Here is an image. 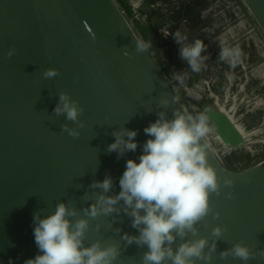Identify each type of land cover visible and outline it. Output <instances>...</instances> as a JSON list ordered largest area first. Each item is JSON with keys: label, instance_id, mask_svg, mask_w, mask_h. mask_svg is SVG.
<instances>
[{"label": "water", "instance_id": "water-1", "mask_svg": "<svg viewBox=\"0 0 264 264\" xmlns=\"http://www.w3.org/2000/svg\"><path fill=\"white\" fill-rule=\"evenodd\" d=\"M243 2L264 33V0ZM139 9L151 12L146 2ZM157 20L151 16L154 28ZM140 43L115 0H0V264H24L38 253L33 215L43 218L59 203L76 210L74 219L88 220L86 247L97 241L115 245L114 264H142L148 249L128 243L126 235L139 231L122 200L110 214H85L100 195H118L126 161H138L149 138L144 128L159 113L168 120L177 113L189 116L147 50L137 51ZM48 68L59 74L44 78ZM61 92L83 108L78 122L54 113ZM209 109L222 142L240 145L242 136L230 118ZM65 125L79 136H70ZM121 129L138 132V148L118 158L107 149ZM206 159L217 174L219 194H210V210L194 225L195 235L176 236L173 250L205 238L204 254L211 259L193 258L195 264H245L231 254L221 257L242 243L254 256L246 264H264V159L232 171L208 145ZM106 176L113 186L103 193L93 184ZM216 227L224 229L219 238L212 234Z\"/></svg>", "mask_w": 264, "mask_h": 264}, {"label": "clouds", "instance_id": "clouds-1", "mask_svg": "<svg viewBox=\"0 0 264 264\" xmlns=\"http://www.w3.org/2000/svg\"><path fill=\"white\" fill-rule=\"evenodd\" d=\"M176 43L180 44L179 56L186 61L194 73H199L206 66L207 56L203 40L197 38L190 43L187 36L177 31L174 34ZM150 45L140 43L137 51H143ZM15 48L8 51L11 58ZM241 49L236 46L221 44L219 59L232 66L239 62ZM58 70L48 68L43 72L46 79L55 78ZM174 78H183L174 74ZM59 116L64 114L66 119L78 122L83 108L79 102L71 99L66 92L59 94V101L53 109ZM209 108L197 116L174 114L168 120L164 113L144 128L149 137L143 144L142 152L137 159H128L125 170L119 179L120 191L116 196L100 195L96 204L85 210L92 218L97 215L110 214L118 201H123L126 210L132 217V227L138 229L139 235L127 237L128 243L135 242L138 246H147L142 256V264H195V259L208 261L210 255L204 254L207 240L201 238L185 242L175 250L172 248L176 236L184 237L187 232L195 235L194 225L205 217L209 210V196L219 194L218 177L214 168L206 159V144H202L213 129L210 127ZM82 126V125H81ZM63 130L76 138V129L63 126ZM136 130L121 129L113 132L114 142L108 145V152L117 153V157L138 148ZM231 180H225V185H231ZM113 186L110 176L102 181L94 182L93 187L108 193ZM231 198V193L228 194ZM75 209L65 203L57 204L55 211L41 217L33 215V235L38 253L24 261V264H114L119 256L115 245L102 247L100 242L85 246L84 240L89 229L87 219L77 217ZM224 229L216 227L213 236L219 238ZM213 246V250H214ZM231 254L245 264L254 256L247 245L234 244L233 247L221 254L226 258ZM264 256V250H261ZM195 258V259H193ZM11 264V261L9 262Z\"/></svg>", "mask_w": 264, "mask_h": 264}, {"label": "rangeland", "instance_id": "rangeland-1", "mask_svg": "<svg viewBox=\"0 0 264 264\" xmlns=\"http://www.w3.org/2000/svg\"><path fill=\"white\" fill-rule=\"evenodd\" d=\"M136 1V0H133ZM163 1V0H161ZM169 3H166L164 5L162 3V6H157L158 0H143V2L147 3L148 6H151L150 9H152L153 12H158V10L162 7L163 9H166L165 11H161V14L165 15L168 14L170 11H179L180 9V17L178 22L184 23L182 20H187V18L190 16L191 19L192 16H194V12L189 11V2H185L182 5H177L178 0H167ZM119 8L123 11L125 14L126 19L130 23L132 29L136 33L137 37L140 39V41L144 44L150 45L146 48L147 52L149 53L150 57L152 58L153 62L156 64L166 81L168 82L169 86L171 87L172 91L180 101L181 105L184 107L185 111L188 115L191 116H197L198 114L204 112L205 106L214 104L217 100L212 97L208 96V93L212 92L215 96H218L219 94L216 92L218 88H210V91L207 90L208 88H202L204 81H208L207 75L208 73L202 69L199 73H194L191 71L189 66L187 65L186 61L182 60L179 56V48L181 47L178 43H173L174 40H169L170 35L175 32V27L177 26L178 22L175 23L173 20L164 19L161 17L162 25L159 28L161 30V35H158L156 32L157 30L153 29L149 23V15L145 12H142L140 9L137 16H135V13H133L131 9V4L129 0H115ZM142 2V3H143ZM170 4L169 8L168 5ZM225 4V1H224ZM221 7V6H216ZM168 8V9H167ZM240 9H241V22L242 23H252L255 22L252 15L249 13L248 8L246 7L243 0H240ZM212 11V10H211ZM152 13L157 14L158 13ZM225 14L227 15L228 12L225 11ZM146 15V16H145ZM169 17V16H168ZM200 20H203L202 18ZM215 20H218L217 18ZM257 35L264 37V33L257 25ZM177 31V30H176ZM178 31H183L182 33L191 31L188 27H182V29H178ZM245 29H241V36L245 34ZM160 39H163V43H161ZM244 39V38H241ZM246 39H244L242 44V50H248L247 57H244L242 59L241 65H244V69H249L252 64L261 61L260 56H255L253 53V50H250L246 46L244 42ZM186 42V41H185ZM240 72L241 79L245 80L246 78H249V75L243 72L241 70ZM262 70L258 69L256 71H252L251 73L254 74L255 79V88H238L240 91H237V88H229V92H231V100H229V105L234 108V110L237 112L236 115H239V113H242L240 115L241 120H247L245 122L246 128L251 129L253 121H256L259 119L261 121L262 113L264 112V74L261 72ZM174 74L177 76H180L183 78V82L181 80H177L174 78ZM256 75V76H255ZM231 75L228 74H220V76L215 79L214 81H219L222 83L223 81L228 82V79ZM224 79V80H223ZM251 83V82H250ZM210 84V83H209ZM211 85V84H210ZM217 85V82L214 83V86ZM246 85H249V81H247ZM225 91L226 88H220ZM233 97V98H232ZM224 99H218V103L221 104H227V102L222 103ZM256 102L253 104V107L251 108L252 102ZM262 104V105H261ZM228 105V106H229ZM214 106V105H212ZM251 108V110H250ZM236 115H234V118L238 121L236 118ZM240 122V121H238ZM212 132L209 133L207 136L210 146L217 151L219 159H221V163L224 167L232 170V171H239L246 169L257 162L264 159V149H261L260 151H254L249 152L248 149H245L243 146L240 148H237L235 150H226L221 146V144L218 143V140L215 138V131L214 128ZM253 136V135H249ZM248 138V137H247ZM255 136L251 137L248 141L250 142L253 140ZM255 146V145H254ZM253 148V147H251Z\"/></svg>", "mask_w": 264, "mask_h": 264}, {"label": "flooded vegetation", "instance_id": "flooded-vegetation-1", "mask_svg": "<svg viewBox=\"0 0 264 264\" xmlns=\"http://www.w3.org/2000/svg\"><path fill=\"white\" fill-rule=\"evenodd\" d=\"M164 2L169 3L167 0H163V1L158 0V3L156 5L162 6V3L164 5H166V3H164ZM185 2L190 3L189 11L194 12V14H193L194 16H192V18H194V19H191V17L189 16L187 18V20H182L184 23H179L178 20H179V17L181 16L180 15V9H178L179 11H174V12L170 11L168 14L163 15V14H161V11L163 9L161 7L158 10V12L156 11L158 13V15L152 14V13H156V12H153L152 9H151L150 14L146 13L149 15V20H150L149 23L153 29L157 30L162 25L161 17H163L164 19L166 18L168 20L174 19L175 23L178 22L177 26L175 27V30L178 31V29H182V27H185V26L191 30V31H189V33L188 32L182 33L183 31H180L181 34H183V35L185 34L187 36V41L185 43H190L197 38L204 41V43L206 45V51L204 53H202V55L207 56L208 59L205 61L206 66L203 69L208 73V75H207L208 84L207 85L203 84L202 88H208L207 90H209V91H210V88H218V90H216V92L219 94L218 96H215L212 92L208 93V96L212 97V98L215 97V99L217 101H218V99H222V100L224 99L225 103L227 102V104L229 105V100H231V97H230L231 92H229V88H232L231 90H233V88H237V91H240L238 88H255V86H256L255 79L253 78L254 74H252L251 70H250L251 67L249 69H247V71H246V69L245 70L242 69V65H241V63L243 62L242 59L244 57H247L246 54H248V50L243 51L242 50L243 42H241V43L239 42L238 47L241 49V52H242V56H241L239 62L236 63L235 66H232L226 62L221 61L219 59V51H220L221 44L223 43V44H226L228 46L234 47L233 43L224 36L225 21L223 19L225 17H228L229 15L228 14L226 15L224 12L219 14L217 12V10L219 8L213 9V7H216L213 5V0H178L176 3H177V5H180V4L182 5ZM169 6H170V4L168 5V8H169ZM152 7H153V5H152ZM165 10L166 9H163V11H165ZM152 15H154L158 18V20H157L158 26H156L155 28L152 26V23H151V16ZM201 18L203 20H200ZM216 18L218 20H215ZM177 31H175L174 33H172L170 35L169 40H175L174 34ZM156 32L158 33V35H161L160 29L157 30ZM160 41H161V43H163V39H160ZM244 44H245V42H244ZM248 48L250 50H252L250 47H248ZM254 66H252V68ZM241 70H243L245 75H246V72H247V74H251V75H249V78L242 80L241 75H240V72H242ZM228 73L231 76L229 77L227 83H226V81H223L219 85V81H214L215 79H217L220 76V74L224 75V74H228ZM247 81H249L248 86L246 85ZM215 82H217L216 86H214ZM220 88H226V89L224 92H222L223 90H221ZM224 101L222 103H224ZM255 103L256 102H254V101L252 103H250L251 108L253 107V104H255ZM212 105H214V106H212ZM212 105L205 106V108L207 107V108H215L216 109L215 103ZM251 108H250V110H251ZM236 113L237 112L234 110V115H236ZM240 115H242V113H239V115H236V118L238 119V121H240L241 124L248 125V124H245V122H247V120H245V122H244V120H241ZM210 123H211V121H210ZM257 125L263 126V128L260 130V133L263 134L264 133V112L262 113L261 121H259V119L256 121H253L252 126H257ZM211 126L213 127L212 123H211ZM214 131H215V134L217 135L215 129H214ZM219 139H220V137H219ZM219 139L217 138L218 141H219ZM224 145H225L224 148L226 150H230V151L235 150L237 148H240L239 147L240 145H238L235 148L231 147L227 144H224ZM239 171H241V170H239Z\"/></svg>", "mask_w": 264, "mask_h": 264}, {"label": "built area", "instance_id": "built-area-1", "mask_svg": "<svg viewBox=\"0 0 264 264\" xmlns=\"http://www.w3.org/2000/svg\"><path fill=\"white\" fill-rule=\"evenodd\" d=\"M224 1H225V4H224ZM129 2L131 4V9H132L133 13H135V16H137V14L140 11L139 7L142 4L143 0H136V1L129 0ZM213 5L214 6H221V7H213V9L219 8L217 10V12L219 14H221L222 12L225 13V11L228 12L229 16L225 17L223 19L225 21V26L223 25L225 28L224 36L233 43L234 47L239 46V42L241 43L242 41H244V39H246L245 40V41H247V42H245L246 45L247 46L251 45V49L253 50L254 55L260 56V60H261V61H258L256 63L252 64L250 70H253V72H254L258 69L259 70L261 69L262 70L261 72L264 74V37L257 35L258 34L257 33V26L255 24L256 21L255 22L252 21V23H248V24H246V23L244 24L241 22L240 0H213ZM151 6L152 5H150V7ZM249 13L251 14L250 11H249ZM241 29L246 30L245 34L243 36H241ZM241 38H244V39H241ZM252 66H254V67L252 68ZM242 69H244V65L242 66ZM204 84L207 85L208 81H204ZM250 128H251L250 133H252L250 135L255 136V138L250 142L245 141L244 145H243V140H242V143L240 144L239 147L243 146L245 149H248L249 152H254L257 150L260 151L261 149H264V133L263 134L260 133V130L263 128V126L257 125V126H251ZM246 129H249V128H246ZM215 138L219 139L218 135L215 134ZM203 139L205 140V142L207 143V145L209 146V148L211 149L213 154L216 156V158L221 163V159H219L217 151L210 146L208 138L205 137ZM218 143L221 144V146L223 148L225 147V145L222 142H218ZM251 147H253V148H251Z\"/></svg>", "mask_w": 264, "mask_h": 264}, {"label": "bare ground", "instance_id": "bare-ground-1", "mask_svg": "<svg viewBox=\"0 0 264 264\" xmlns=\"http://www.w3.org/2000/svg\"><path fill=\"white\" fill-rule=\"evenodd\" d=\"M215 107L217 110L224 112L230 118V120L232 121V123L234 124V126L237 128V130L240 132L242 136L243 145L245 144V140L248 141L251 137H253V136H249L250 134H252L250 133V129H246V125L241 124L234 118V108L233 107L228 106L226 104L218 103L217 101L215 102ZM218 142H222V141H220L219 139Z\"/></svg>", "mask_w": 264, "mask_h": 264}, {"label": "crops", "instance_id": "crops-1", "mask_svg": "<svg viewBox=\"0 0 264 264\" xmlns=\"http://www.w3.org/2000/svg\"><path fill=\"white\" fill-rule=\"evenodd\" d=\"M176 31V30H175ZM185 35V34H184ZM173 43H176V41L174 40Z\"/></svg>", "mask_w": 264, "mask_h": 264}]
</instances>
